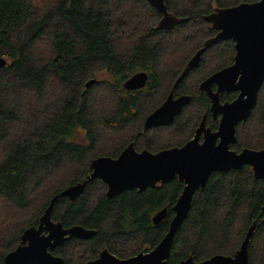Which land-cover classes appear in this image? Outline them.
<instances>
[{
  "label": "trees",
  "instance_id": "16d2710c",
  "mask_svg": "<svg viewBox=\"0 0 264 264\" xmlns=\"http://www.w3.org/2000/svg\"><path fill=\"white\" fill-rule=\"evenodd\" d=\"M257 0H164L182 21L158 27L161 15L145 0H0V264L24 230L38 224L52 200L82 182L98 157L116 158L130 143L156 153L189 141L202 116L216 129L199 84L232 64V41L208 48L174 86L204 42L216 33L205 20L214 9ZM148 75L137 91L122 81ZM100 72L115 77L86 87ZM172 92L190 102L169 126L144 130L146 117ZM233 95H222L230 101ZM87 144L74 143L77 131ZM232 149H264V82L247 121L236 129ZM183 183L173 179L143 192L125 190L109 199L106 185L88 181L70 200L59 196L51 220L96 233L69 239L51 251L64 264H85L106 248L120 259L154 248L173 217ZM264 180L251 169L213 173L193 196L187 219L175 234L167 264L191 256L202 262L233 256L248 228L249 264H264ZM167 209L157 226L153 215Z\"/></svg>",
  "mask_w": 264,
  "mask_h": 264
},
{
  "label": "water",
  "instance_id": "95a60500",
  "mask_svg": "<svg viewBox=\"0 0 264 264\" xmlns=\"http://www.w3.org/2000/svg\"><path fill=\"white\" fill-rule=\"evenodd\" d=\"M145 1L161 15L158 24L160 29L169 30L182 21L167 11L164 0ZM205 20L216 33L190 59L174 86L197 66L201 55L208 48L223 41H232L235 51L232 64L211 74L199 85V90L209 97L211 115L219 117L217 129L212 131L206 128L203 117L193 137L181 147L156 153L147 150L138 152L130 143L116 158L103 156L92 160L85 179L67 187L52 200L38 224L22 232L19 244L4 257L3 264H64L62 258L51 253L52 250L72 238L87 240L93 237L96 233L94 230L80 225L64 228L60 222L51 220V208L55 200L59 196L70 200L77 198L88 181H102L109 199L125 190H137L140 193L175 178L183 183L182 191L172 207L173 217L168 229L154 248L127 259H120L104 248L95 259L85 263L167 264L174 236L187 219L193 196L205 188L213 173L235 171L248 166L254 179L264 180V149L245 148L236 152L230 148L237 142L236 127L249 118L264 82V0L216 8ZM4 65L5 60L0 59V68ZM147 80V73L139 71L129 76L122 87L127 91L141 90ZM95 82L96 79H90L85 86ZM213 85L216 91L212 90ZM223 92H238V95L232 102L221 103L219 94ZM189 101V96L173 98L170 92L166 100L146 117L144 130L171 125ZM260 211L264 214V204ZM166 215V208L156 212L151 219L152 224L159 225ZM254 228L255 222L246 231L233 256L215 255L202 262H196L189 256L177 264H249L248 243Z\"/></svg>",
  "mask_w": 264,
  "mask_h": 264
},
{
  "label": "rangeland",
  "instance_id": "374dc122",
  "mask_svg": "<svg viewBox=\"0 0 264 264\" xmlns=\"http://www.w3.org/2000/svg\"><path fill=\"white\" fill-rule=\"evenodd\" d=\"M160 19H161V17L158 19V21H157L158 23L160 22ZM114 78L115 77L107 74L106 72L96 73V74H94L91 77V79H96V80H99V81L105 80V81H108V82H112L114 80ZM123 82L124 81H122V84H123ZM166 126H168V125H166ZM85 136H86V134L82 130L77 131L76 135L74 136L75 137L74 143L81 144V145H86L87 144V139H86Z\"/></svg>",
  "mask_w": 264,
  "mask_h": 264
},
{
  "label": "flooded vegetation",
  "instance_id": "af4514ba",
  "mask_svg": "<svg viewBox=\"0 0 264 264\" xmlns=\"http://www.w3.org/2000/svg\"><path fill=\"white\" fill-rule=\"evenodd\" d=\"M213 13V12H212ZM211 14V13H210ZM210 14H208V15H210ZM208 15H206V16H208ZM159 24V23H158ZM202 48V47H201ZM234 54H235V51H234ZM200 62V61H199ZM198 65V64H197ZM192 70V69H191ZM205 80V79H204ZM203 80V81H204ZM98 82H99V80H97ZM200 85V84H199ZM198 89H199V86H198ZM212 90L213 91H216V86L215 85H213L212 86ZM200 91V90H199ZM200 92H202V93H204L205 95H206V97H207V99L209 100V97L207 96V94L205 93V92H203V91H200ZM222 95H233L234 96V99H232V100H230V101H221V96ZM237 95H238V92H230V93H225V92H223V93H220L219 94V100H220V102L221 103H225V102H232V101H234L235 100V98L237 97ZM179 96H183V95H179ZM179 96H177V97H179ZM184 96H189V95H184ZM177 97H174L173 96V98H177ZM190 97V96H189ZM258 97V96H257ZM166 100V99H165ZM190 102V101H189ZM184 109V108H183ZM182 109V110H183ZM209 109H210V100H209ZM209 114H210V116L212 117V119L213 120H216L217 121V127H218V120H219V117H217V118H214L212 115H211V112H210V110H209ZM203 117H204V124H205V127L206 128H209V129H211L209 126H207L206 125V114H204L203 116H202V118H201V120H200V122H199V124H198V126H197V128L199 127V125H200V123L202 122V119H203ZM241 124V123H240ZM217 127H216V129H217ZM238 127V126H237ZM237 127H236V129H237ZM196 128V129H197ZM195 129V130H196ZM216 129H211L212 131H215ZM195 130H194V132H195ZM236 134V133H235ZM193 135H194V133H193ZM193 137V136H192ZM236 138H237V136H236ZM235 145V144H234ZM234 145H232V146H234ZM232 146H230V148L232 149ZM233 150V149H232ZM235 151V150H234ZM241 151V150H240ZM240 151H236V152H240Z\"/></svg>",
  "mask_w": 264,
  "mask_h": 264
}]
</instances>
